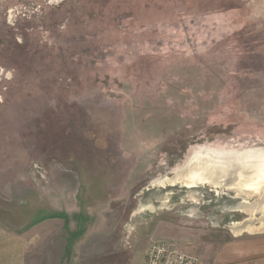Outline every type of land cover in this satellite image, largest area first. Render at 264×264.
<instances>
[{
    "label": "rangeland",
    "instance_id": "rangeland-1",
    "mask_svg": "<svg viewBox=\"0 0 264 264\" xmlns=\"http://www.w3.org/2000/svg\"><path fill=\"white\" fill-rule=\"evenodd\" d=\"M204 151L264 154V0H0V198H70L78 264L264 233L262 186L167 181Z\"/></svg>",
    "mask_w": 264,
    "mask_h": 264
},
{
    "label": "crops",
    "instance_id": "crops-1",
    "mask_svg": "<svg viewBox=\"0 0 264 264\" xmlns=\"http://www.w3.org/2000/svg\"><path fill=\"white\" fill-rule=\"evenodd\" d=\"M5 187L22 191L0 198V264H78L88 216L76 211L70 198L62 206L34 198L30 181L8 182ZM199 245H192L193 253L183 250L199 264H264V233L233 234L228 241Z\"/></svg>",
    "mask_w": 264,
    "mask_h": 264
},
{
    "label": "bare ground",
    "instance_id": "bare-ground-1",
    "mask_svg": "<svg viewBox=\"0 0 264 264\" xmlns=\"http://www.w3.org/2000/svg\"><path fill=\"white\" fill-rule=\"evenodd\" d=\"M190 163L186 172L179 173L174 180L167 181H181L188 188L200 184L218 188L230 177L232 182L228 189L242 195L259 192L261 186L264 188V154L262 153L220 154L204 151L191 158ZM263 210L264 204L262 212ZM236 228L235 232L239 233ZM258 230H264V220L258 226Z\"/></svg>",
    "mask_w": 264,
    "mask_h": 264
},
{
    "label": "built area",
    "instance_id": "built-area-1",
    "mask_svg": "<svg viewBox=\"0 0 264 264\" xmlns=\"http://www.w3.org/2000/svg\"><path fill=\"white\" fill-rule=\"evenodd\" d=\"M142 264H199V260L184 253L172 242L154 241L147 249Z\"/></svg>",
    "mask_w": 264,
    "mask_h": 264
}]
</instances>
